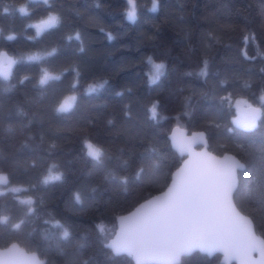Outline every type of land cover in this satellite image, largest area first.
Masks as SVG:
<instances>
[{"label":"trees","instance_id":"16d2710c","mask_svg":"<svg viewBox=\"0 0 264 264\" xmlns=\"http://www.w3.org/2000/svg\"><path fill=\"white\" fill-rule=\"evenodd\" d=\"M134 3L132 21L128 0H0V59L11 61L0 62V248L18 242L47 264H134L108 243L118 217L169 186L182 162L175 127L245 164L234 201L264 238V112L254 132L233 125L236 100L264 111V0Z\"/></svg>","mask_w":264,"mask_h":264},{"label":"snow or ice","instance_id":"6c2138e0","mask_svg":"<svg viewBox=\"0 0 264 264\" xmlns=\"http://www.w3.org/2000/svg\"><path fill=\"white\" fill-rule=\"evenodd\" d=\"M128 3L132 7L127 13V18L134 21L136 19L134 0H128ZM156 8V0H153L152 10L155 11ZM4 11L8 12V9L5 8ZM19 11L23 13L25 9L21 8ZM55 22L56 17H52L49 21V23ZM8 39L12 40L13 37L9 36ZM149 62L152 63L150 59ZM206 66L205 62V68ZM154 67L156 75L152 77L153 83L159 78L164 65L155 64ZM95 90L91 87L88 89L89 92ZM63 110L62 108L61 111ZM151 111L153 115L156 114L155 105ZM259 115V109H252L245 127L254 128ZM195 141L196 137H193L187 142L189 152H191V144ZM86 147L87 154L99 161L103 155L101 149L88 142ZM181 148L184 150L183 145ZM191 165L190 160L188 165L177 173V180L173 181L172 187L163 197H158L156 201L150 202V205H145L146 211L138 216L127 218L135 227L127 229L122 227L121 236L113 241L117 252H129L141 261L172 260L181 251L190 247L218 248L226 253L243 252L244 255L259 251L264 256V246L258 247L251 236L243 234L239 229L229 232L221 223L220 208L228 201L232 192L235 169L243 168V165L233 162L226 171L214 170L211 173L201 172ZM47 179L60 180L61 176L49 175ZM0 181L7 183V177L0 176ZM75 199L79 202V194H75ZM4 219L7 220V217ZM15 227L20 228V224H16ZM101 231H103L102 226ZM69 235L65 228L63 236L67 238Z\"/></svg>","mask_w":264,"mask_h":264},{"label":"water","instance_id":"95a60500","mask_svg":"<svg viewBox=\"0 0 264 264\" xmlns=\"http://www.w3.org/2000/svg\"><path fill=\"white\" fill-rule=\"evenodd\" d=\"M1 34L2 30L0 28V36ZM6 70L7 67L0 66V72H5ZM234 108L236 112L235 119L233 120L235 129L246 133L254 132L263 115V108L258 105L247 106L242 99L235 101ZM252 109H259L260 115L255 122L256 126L254 128H247L245 125L252 114ZM193 137H196V141L191 144V152H189L187 150V142L191 141ZM169 140L173 150L180 158H182L180 166L173 172L169 186L163 192H160L141 202L127 214L118 217L116 233L108 243L109 249L115 255H126L132 258L134 264H180L183 257L190 256L195 252H200L210 258L215 255H220V264H264V256H262L259 251L252 252L250 255H244L243 252L226 253L224 250L218 248L203 249L200 247H190L181 251L174 259L168 261H141L129 252H117L116 247L113 246V241L117 240V238L121 236L122 227L126 229L135 227V225L127 218L138 216L140 213L146 211L144 207L145 205H150V202L156 201L158 197H163L165 193L168 192L169 188L172 187L173 181L177 180V173L184 169L190 160L192 161V168L198 169L204 173H211L214 170L226 171L233 164V162H238L243 165V168L235 169V176L232 181V192L228 201L220 208L221 223L222 226L229 232L233 229H239L243 232V234L251 236V238L256 241L258 247L264 246V238L256 232L252 219L241 212L234 201V194L239 183L238 176L240 172L245 170V164L234 154L225 153L223 155H217L212 152L209 148L207 134L204 131L188 133L180 127H175L169 135ZM181 145H183L184 150H182ZM4 218L5 217L1 219L2 222L5 221ZM0 264H47V260L41 258L37 252L26 249L18 242H13L7 247L0 248Z\"/></svg>","mask_w":264,"mask_h":264},{"label":"rangeland","instance_id":"374dc122","mask_svg":"<svg viewBox=\"0 0 264 264\" xmlns=\"http://www.w3.org/2000/svg\"><path fill=\"white\" fill-rule=\"evenodd\" d=\"M51 20V18H46V19H43L41 20L40 22H38L37 24V27L40 29V30H43L45 29L46 27H49L52 23H49V21ZM0 62H5L6 64H9L11 63V61L7 58V56L5 54H3V56L1 57L0 59ZM1 66V65H0ZM2 67H6V66H2ZM8 69V67H7ZM88 143H91V142H88ZM94 146L100 148L99 146H97L96 144L92 143ZM101 149V148H100ZM102 151V149H101ZM52 175V174H51ZM0 176H4V177H7L6 174H3V173H0ZM48 178V177H47ZM7 182H8V177H7ZM7 184L8 183H4L3 181H0V191H4L7 187Z\"/></svg>","mask_w":264,"mask_h":264},{"label":"bare ground","instance_id":"6f19581e","mask_svg":"<svg viewBox=\"0 0 264 264\" xmlns=\"http://www.w3.org/2000/svg\"><path fill=\"white\" fill-rule=\"evenodd\" d=\"M1 35H2V34H1ZM0 37H1V36H0ZM6 71H7V70H6ZM6 71H5V72H6ZM1 73H2V72H1Z\"/></svg>","mask_w":264,"mask_h":264}]
</instances>
